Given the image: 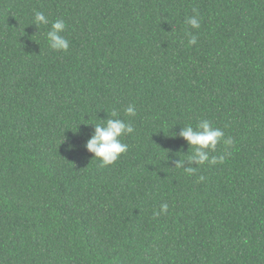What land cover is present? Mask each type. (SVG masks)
<instances>
[{
  "label": "trees",
  "instance_id": "1",
  "mask_svg": "<svg viewBox=\"0 0 264 264\" xmlns=\"http://www.w3.org/2000/svg\"><path fill=\"white\" fill-rule=\"evenodd\" d=\"M110 118L134 132L102 167ZM204 119L223 163L187 160ZM0 264H264V0H0Z\"/></svg>",
  "mask_w": 264,
  "mask_h": 264
},
{
  "label": "clouds",
  "instance_id": "2",
  "mask_svg": "<svg viewBox=\"0 0 264 264\" xmlns=\"http://www.w3.org/2000/svg\"><path fill=\"white\" fill-rule=\"evenodd\" d=\"M196 14L187 17L185 23L190 25L191 28H200L199 13L197 10H193ZM34 24L37 26L47 25L48 19L42 13L37 11L35 13ZM66 24L63 19H57L51 24V29L47 32V41L49 47L52 50L64 51L69 50V40L65 38L62 33L65 31ZM188 36V45L192 46L197 43V36L191 32L186 33ZM126 115L135 116L136 109L134 105H129L126 108ZM113 116L117 114L113 112ZM94 134L87 140L85 147L88 152L94 154V158H98L101 161V166H107L115 163L121 154H124L128 150V145L123 143L121 137L126 134L134 132V128L131 123H125L121 119H107L104 124H94ZM176 134L173 133L172 136ZM179 136L184 138L191 149L192 153L187 156L189 162H195L196 166L204 164L215 165L217 163H223L226 155H230L228 148L234 144L231 137H225V133L219 127L212 125V122L204 119L198 121L195 128L192 125L184 126L180 131ZM223 143L225 145L224 154L219 156H212L210 153L215 152L218 144ZM184 167V160H180L176 163L175 168L183 169L184 173L188 176H192L196 171L197 167ZM204 176L199 177V181H203ZM169 205L164 203L161 205L163 213H167ZM161 215V212H155L154 216Z\"/></svg>",
  "mask_w": 264,
  "mask_h": 264
}]
</instances>
